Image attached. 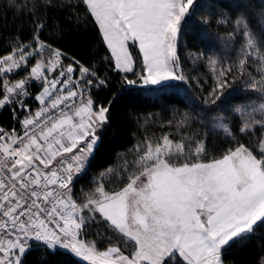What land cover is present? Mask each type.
I'll return each instance as SVG.
<instances>
[{
	"label": "snow or ice",
	"instance_id": "obj_1",
	"mask_svg": "<svg viewBox=\"0 0 264 264\" xmlns=\"http://www.w3.org/2000/svg\"><path fill=\"white\" fill-rule=\"evenodd\" d=\"M9 2L19 13L27 11L33 28L30 39L13 36L9 51L0 54V109L11 108L19 125L0 127V264H26L34 247L63 249L87 264H225L227 250L264 225V103L235 106L239 125H214L231 142L219 155H209L207 132L178 140L168 133L145 137L135 146L134 161L120 172L99 173L94 187L78 196L75 185L87 175L101 130L110 125V108L92 94L107 86V77L41 38L47 27L43 10L64 5ZM200 2L78 0L75 7L83 6L98 27L110 70L128 86L138 83L131 74L153 88L187 79L177 46ZM221 15L218 23L234 24L228 38H239L234 62L203 52L194 57L206 60L215 74L211 103L237 78L264 100V32L253 31L243 14L234 22ZM200 22L207 24L208 18ZM21 72L26 75L17 79ZM36 84L39 91L32 93ZM189 119L185 115L178 127ZM109 177L118 190L108 189ZM94 224L108 225L116 242L108 237L100 250L87 239Z\"/></svg>",
	"mask_w": 264,
	"mask_h": 264
},
{
	"label": "trees",
	"instance_id": "obj_2",
	"mask_svg": "<svg viewBox=\"0 0 264 264\" xmlns=\"http://www.w3.org/2000/svg\"><path fill=\"white\" fill-rule=\"evenodd\" d=\"M63 7L44 9L41 16L47 27L42 39L62 49L69 57H75L82 63L93 65L101 79L107 77V86L93 88V98L98 104L110 108V125L102 129L101 143L97 148L87 175L75 185L74 191L79 196L81 190L89 192L93 187V179L106 169L113 168L120 172L125 162L136 159L134 149L145 137H160L168 133L170 138L191 135L193 132H207L206 145L210 156L219 155L231 142L224 136L222 129L214 127L220 121L239 125V114H233L235 106H242L253 101H262L254 93L245 88L243 79H235L224 96L211 103L210 93L215 87L216 77L206 60L194 57L203 52L215 55L225 64H231L236 58L239 38L231 40L228 34L233 31L234 24L218 23L226 13L234 22L243 14L250 27L256 33L264 32V0H201L196 14L185 25V30L177 46L186 80L171 83L167 87H145L139 84L128 86L123 82L122 75L110 70L104 57L110 52L106 49L98 27L84 11L83 6L75 7L78 0H55ZM208 18L207 24L200 21ZM32 18L27 11L19 13L9 0H0V54L9 51L11 37L21 36L27 41L31 38ZM63 28L61 32L59 29ZM133 54L138 50L132 48ZM34 62V61H33ZM68 61H65L67 63ZM257 75L256 68H250ZM26 75L21 72L18 77ZM259 79V76H257ZM231 80V78H230ZM36 91L37 88L35 87ZM31 102L34 108L36 103ZM109 102H111L109 104ZM187 115L190 119L184 127L178 124ZM226 118V119H225ZM0 122H15L10 108L0 113ZM171 122V123H169ZM236 131V129H233ZM259 135V133H257ZM241 142H249L248 137H238ZM255 136L251 140H255ZM108 189L120 187L116 180ZM108 237L116 242L108 225H92L88 229V240H95L100 250L108 246ZM264 258V225L256 228L255 233L247 240L234 243L225 254V264H259ZM26 264H87V262L63 249L49 250L34 247L26 257Z\"/></svg>",
	"mask_w": 264,
	"mask_h": 264
},
{
	"label": "built area",
	"instance_id": "obj_3",
	"mask_svg": "<svg viewBox=\"0 0 264 264\" xmlns=\"http://www.w3.org/2000/svg\"><path fill=\"white\" fill-rule=\"evenodd\" d=\"M37 88V90L35 91L34 90V88ZM30 91L32 92V93H36V92H38L39 91V85L38 84H36V85H34L31 89H30ZM30 101H33V103H36L35 102V100L34 99H30L29 101H28V103L31 105V102ZM37 107V104H36V106L34 107V108H36ZM4 109V108H3ZM3 109H0V113L3 111ZM11 109V108H10ZM0 127H3L5 130H10L11 128H13V127H16L17 129H19V125L16 123V121L14 122V123H12V124H8V123H2V122H0Z\"/></svg>",
	"mask_w": 264,
	"mask_h": 264
},
{
	"label": "rangeland",
	"instance_id": "obj_4",
	"mask_svg": "<svg viewBox=\"0 0 264 264\" xmlns=\"http://www.w3.org/2000/svg\"><path fill=\"white\" fill-rule=\"evenodd\" d=\"M130 51H132V49H130ZM133 52V51H132ZM174 82H182V81H172L171 83H174ZM253 102H255L257 105L259 104V103H264V100H262V101H253ZM251 103V102H250ZM33 109H35V108H33ZM220 122H222V121H220ZM219 122V123H220ZM223 123H225V122H223Z\"/></svg>",
	"mask_w": 264,
	"mask_h": 264
},
{
	"label": "crops",
	"instance_id": "obj_5",
	"mask_svg": "<svg viewBox=\"0 0 264 264\" xmlns=\"http://www.w3.org/2000/svg\"><path fill=\"white\" fill-rule=\"evenodd\" d=\"M17 79L20 78V77H16ZM79 258V257H78ZM82 260V258H80Z\"/></svg>",
	"mask_w": 264,
	"mask_h": 264
}]
</instances>
